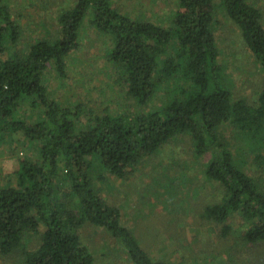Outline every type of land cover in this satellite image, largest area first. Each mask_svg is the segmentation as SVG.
I'll return each mask as SVG.
<instances>
[{"label":"trees","instance_id":"16d2710c","mask_svg":"<svg viewBox=\"0 0 264 264\" xmlns=\"http://www.w3.org/2000/svg\"><path fill=\"white\" fill-rule=\"evenodd\" d=\"M113 2L74 0L60 10L54 35L19 52L20 26L9 1L0 0V144L22 133L37 148V157L19 156L13 164L17 185L0 187V257L14 264H95L81 238L89 222L119 241L132 264H168L150 254L98 184L110 175L124 178L141 157L184 134L198 157L209 155L205 179L221 188V200L204 204L203 217L227 223L241 212L243 241L264 240V178L257 176L264 167V89L254 103L234 97L216 37L221 10L264 71L263 9L248 0H175L173 17L156 23ZM87 25L110 38L107 59L129 108L101 111L53 97L45 73L52 69L57 83L70 76L68 58L82 48ZM231 229L222 226L223 240ZM27 233L38 235L34 250ZM239 257L227 256L226 263Z\"/></svg>","mask_w":264,"mask_h":264},{"label":"rangeland","instance_id":"374dc122","mask_svg":"<svg viewBox=\"0 0 264 264\" xmlns=\"http://www.w3.org/2000/svg\"><path fill=\"white\" fill-rule=\"evenodd\" d=\"M8 1L21 30L17 42L19 52L27 51V46L38 38L54 35L55 28L59 26L57 17L60 10L74 3V0ZM248 1L264 11V0ZM113 3L122 12L156 23L169 21L176 10L175 0H114ZM217 15L218 63L224 67V73L232 77L229 89L234 97L254 103L264 89L262 65L228 14L220 10ZM105 37L87 25L81 36L82 48L68 58L70 76L57 83L52 78L55 72L52 69V73L49 69L46 71L45 77L49 78L54 98L84 102L97 110L108 107L115 113L123 110L124 106L129 108L123 88L114 84L116 74L106 55L108 47L113 45L108 37L105 44ZM162 87H166L164 83ZM68 90L73 94L67 93ZM159 100L151 101L147 107L158 104ZM133 110L138 111L137 108ZM32 114L33 118L37 117L36 112ZM17 134L0 144V187L17 185V177L13 173L17 157H37L33 142L26 140L22 133ZM227 135L232 138L231 130ZM208 158L209 155L198 157L193 151L191 136L184 134L155 153L141 157L124 178L110 175L98 185L107 201L120 207L123 223L140 237L143 246L156 259L168 264H227V256L239 254V261L233 264H264V240L252 244L240 237L246 228L241 212L232 214L227 223L217 224L203 217L204 204L221 200V188L215 187L204 176ZM257 171V176L264 178L262 165ZM204 181L206 190L203 189ZM199 194L202 196L196 199L195 195ZM225 224L232 226V235L223 240L220 232ZM81 238L92 250L95 264H132L120 242L105 228L88 222L81 230ZM26 243L28 248L36 249L39 246L38 235L27 233ZM219 251L223 252L224 262L217 259ZM0 264L14 262L0 257Z\"/></svg>","mask_w":264,"mask_h":264}]
</instances>
